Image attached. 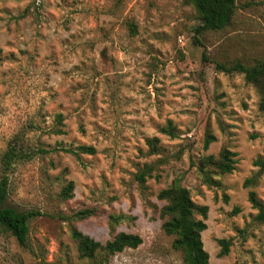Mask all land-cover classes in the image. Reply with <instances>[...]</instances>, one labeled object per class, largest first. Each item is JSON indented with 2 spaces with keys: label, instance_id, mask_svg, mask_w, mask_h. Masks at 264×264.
Segmentation results:
<instances>
[{
  "label": "rangeland",
  "instance_id": "1",
  "mask_svg": "<svg viewBox=\"0 0 264 264\" xmlns=\"http://www.w3.org/2000/svg\"><path fill=\"white\" fill-rule=\"evenodd\" d=\"M196 24L182 0H0V152L22 130L31 153L15 164L7 201L38 211L28 221L32 251L0 229V264H84L59 217L84 207L93 214L74 224L93 239L141 238L106 264H182L156 198L174 180L206 206L200 238L209 264H264V221L247 200L252 190L264 202V171L243 186L258 170L252 161L264 159V114L242 74L215 68L264 59V0H235L221 29L195 35ZM167 120L172 137L159 130ZM152 136L156 153L145 143ZM77 144L94 153L77 159L59 149ZM221 148L235 152L234 168L206 183L199 156ZM143 163L153 170L141 186L134 173ZM110 213L125 216L112 230ZM218 238L228 241L225 255Z\"/></svg>",
  "mask_w": 264,
  "mask_h": 264
},
{
  "label": "trees",
  "instance_id": "2",
  "mask_svg": "<svg viewBox=\"0 0 264 264\" xmlns=\"http://www.w3.org/2000/svg\"><path fill=\"white\" fill-rule=\"evenodd\" d=\"M190 5L195 13L197 24L193 28L195 35L204 30H218L227 26L235 11V0H182ZM128 30L133 33L134 24L127 23ZM202 61L205 60L204 53H201ZM215 68L224 72H237L242 74L246 83L252 85L258 95L257 109L264 114V59L258 58L250 64L233 60L229 64L216 63ZM56 121L61 123L60 115H56ZM170 137L174 136L173 126L167 120L165 125L159 129ZM55 134L62 133L60 128L51 130ZM23 132L18 130L6 141L4 149L0 152V229L12 236L15 242L22 248L31 250L28 243V221L38 214L37 210H17L8 201L9 176L17 162L27 159L31 153L23 147ZM212 136H206L203 141V148H206ZM157 138L147 137L145 143L149 153L157 152ZM56 149V148H53ZM63 152L72 154L79 158V154L94 153L91 145L77 144L73 147L59 148ZM45 152V149H39ZM235 152L221 148L217 154H201L196 171L204 178L206 183L219 184L214 177L216 174L229 173L234 168ZM252 164L258 166V170L243 180V186L256 183L260 173L264 171V159L257 157ZM153 167L151 164L143 163L134 173V179L139 185H143L145 177L149 176ZM72 183L69 181L59 191L61 199L69 198L71 195ZM156 198L164 203L160 206L158 215L161 219L160 228L166 235L171 236V247L179 253L182 264H209L208 254L202 246L200 232L205 228L203 221L206 212L205 205H199L192 201L189 191L178 182L171 181L170 184L161 188L156 193ZM247 200L252 208L256 210L255 219L264 221V202L258 199L254 191L247 192ZM91 208H79L68 214H60L65 220L66 229L70 239L74 243L76 257L84 260V264H106L109 257L124 248H134L141 238L134 233L117 231L111 238L103 242L93 239L89 235L77 229L74 222L93 214ZM125 216L121 213H110L107 216V227L112 230ZM218 255H225L228 251V241L218 238ZM32 251V250H31ZM42 264V263H41Z\"/></svg>",
  "mask_w": 264,
  "mask_h": 264
}]
</instances>
